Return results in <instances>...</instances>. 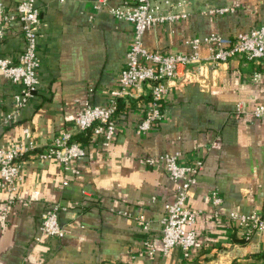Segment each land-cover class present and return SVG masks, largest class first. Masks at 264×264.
Wrapping results in <instances>:
<instances>
[{"label":"crops","instance_id":"obj_1","mask_svg":"<svg viewBox=\"0 0 264 264\" xmlns=\"http://www.w3.org/2000/svg\"><path fill=\"white\" fill-rule=\"evenodd\" d=\"M22 1L0 4L13 10ZM36 1L42 10L40 85L10 124L5 121L18 87L0 73V148L19 142L25 128L37 143L22 159L18 192L10 197L0 188V264H264V233L247 241L231 219L233 212L264 215V116L252 114L264 106V60L237 55L218 66L207 64L203 77L192 83L179 85L181 77L168 83L162 119L144 134L136 127L148 90L123 99L114 143L108 148L89 143L87 157L75 163L78 173L72 174L54 160L39 162L37 154L71 126L86 101L105 103L117 86L133 27L110 9L135 0ZM188 1L187 19L145 33L147 49L189 54V39L211 34L234 39L264 25V0ZM224 8L232 11L208 13ZM24 47L21 25H9L0 58L16 60ZM200 54L210 56L206 46ZM256 72L262 74L258 81ZM176 153L183 165L204 164L188 198L199 214L198 242L188 259L179 249L162 251V219L177 191L162 163H146ZM66 179L69 185L62 187ZM214 193L221 204H214ZM52 204L61 207L63 239L40 231Z\"/></svg>","mask_w":264,"mask_h":264},{"label":"built area","instance_id":"obj_2","mask_svg":"<svg viewBox=\"0 0 264 264\" xmlns=\"http://www.w3.org/2000/svg\"><path fill=\"white\" fill-rule=\"evenodd\" d=\"M108 0H100V4ZM188 0H135L132 5H121L110 9L111 14L133 27V39L126 54V64L122 69L117 86L108 94L105 103L95 104L90 100L77 111L73 123L54 142L37 154L39 162H58L66 171L77 174L75 163L87 157V145L76 141L75 137L90 132V143L102 148L111 146L117 136L116 114L123 99L139 98L146 88L149 101L142 120L137 124L138 134L151 130L163 116L161 103L168 94V83L179 79V85L192 83L203 77L206 65L218 66L227 63L237 55L250 61L264 60V25L241 33L234 39L211 34L204 38H192L186 45L192 48L189 54H164L153 52L144 45L145 33L164 24H174L190 16ZM232 9L210 10L209 14H225ZM21 25L25 39L23 52L16 60L0 58V73L9 82L18 87L14 97V108L6 117V123H12L20 110L25 108L35 97L40 85L38 71L39 39L42 23V10L36 0H23L15 9L8 10L0 4V43L5 37L9 25ZM206 46L210 56L203 58L200 48ZM262 77L254 74V80ZM93 92V90H90ZM240 111L241 109L238 108ZM254 117L264 116V106L256 108ZM37 149L36 140L30 129L22 131L19 142L9 147L0 148V188L6 189L9 196L18 192L22 177V159ZM181 155L165 154L158 158H148L146 163L155 166L162 163L176 187V198L167 205L162 219L161 244L164 254L179 249L188 259L198 242V213L188 206L189 193L197 182V176L203 170V162L195 166H186L180 162ZM69 185V180L62 182V187ZM215 205L222 203L217 193L213 194ZM58 204L50 205L42 216L40 231L43 236L63 239L65 228L60 224ZM231 219L237 221L245 240H250L254 233H264V215L231 213ZM148 229V225L145 226ZM150 253H154L150 242L146 243Z\"/></svg>","mask_w":264,"mask_h":264},{"label":"trees","instance_id":"obj_3","mask_svg":"<svg viewBox=\"0 0 264 264\" xmlns=\"http://www.w3.org/2000/svg\"><path fill=\"white\" fill-rule=\"evenodd\" d=\"M120 107H121V102H120V105H119L118 113L120 111ZM117 114H116V116H117ZM75 139H76V141H79V142H81V143H83L85 145H88L90 143V141H91L90 140V132L87 134V136H85L84 134L77 135L75 137Z\"/></svg>","mask_w":264,"mask_h":264}]
</instances>
